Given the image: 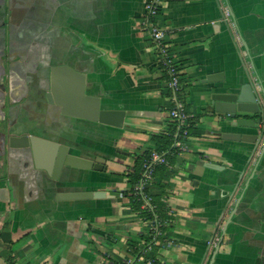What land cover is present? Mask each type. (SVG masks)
Here are the masks:
<instances>
[{
    "label": "crops",
    "instance_id": "1",
    "mask_svg": "<svg viewBox=\"0 0 264 264\" xmlns=\"http://www.w3.org/2000/svg\"><path fill=\"white\" fill-rule=\"evenodd\" d=\"M143 3L0 0V131L68 149L55 181L35 167L30 146L10 147L8 134L0 136V264H120L142 239L146 224L124 195L127 172L134 157L169 145L162 136L171 105L140 24ZM161 5L193 127L152 178V195L166 200L173 220L151 264H264V116L259 129L240 127L238 117L258 115L232 117L210 105L211 93L264 87V0ZM211 74L221 80L206 81ZM259 131L257 146L216 134ZM71 191L103 194L56 198Z\"/></svg>",
    "mask_w": 264,
    "mask_h": 264
},
{
    "label": "built area",
    "instance_id": "2",
    "mask_svg": "<svg viewBox=\"0 0 264 264\" xmlns=\"http://www.w3.org/2000/svg\"><path fill=\"white\" fill-rule=\"evenodd\" d=\"M161 2L162 0H144L140 24L150 36L156 52V60L164 69L171 103L168 119L169 123L174 125L175 139L172 146L181 147L183 140L188 136V126L191 123L192 115L186 111L181 98V73L178 61L167 41L168 32L158 22V16L162 10ZM161 165H169L166 151L150 149L141 163L139 177L132 186V191L140 202V209L150 210L154 207L150 185L156 168ZM130 172L131 168L127 174ZM164 202L166 203V200ZM166 215V217H160L158 213H153L150 219L139 217L146 224L145 238L140 240L138 251L123 256L120 264H137L141 260H145L147 264L152 263L153 259L148 256L150 251L154 247H161L165 243H169L165 228L173 220L171 208L167 207Z\"/></svg>",
    "mask_w": 264,
    "mask_h": 264
},
{
    "label": "water",
    "instance_id": "3",
    "mask_svg": "<svg viewBox=\"0 0 264 264\" xmlns=\"http://www.w3.org/2000/svg\"><path fill=\"white\" fill-rule=\"evenodd\" d=\"M242 38V37H241ZM246 48V53L250 59L249 51ZM218 74H211L206 77V81H216L221 80L218 78ZM233 92L228 93H211L210 94V105L213 107L215 112L226 113L232 117H236L239 114H244L247 112L256 113L258 116L254 119H249L245 117H238L236 123L240 127H249L254 129L260 128V123L264 116V87L261 85L257 90L252 86L251 83H243L239 86L232 88ZM263 97V99H262ZM3 134H8L7 143L10 147H31L33 156L35 157V167L42 169L45 173L55 181H58L60 173L63 170V164L67 155V147L62 144H57L56 142L49 141L47 139L29 135L27 133L21 134H9V130L0 131V136ZM218 136H222L227 139H237L248 141L254 143L257 146L260 142V131L258 133H232V132H218ZM44 145L42 152L46 154L45 162H37V154L40 146ZM42 149V148H41ZM264 152V145L262 147L260 158ZM68 164V163H66ZM98 165L94 166V169H100ZM103 192L100 191H71V192H58L56 195L57 199H89V198H99L102 197ZM226 227L223 228L222 233L219 237L217 245L215 247V252L217 251L220 242L223 238ZM93 231L103 235L105 237H110L111 235L104 230L93 228ZM211 264V261L209 262Z\"/></svg>",
    "mask_w": 264,
    "mask_h": 264
},
{
    "label": "trees",
    "instance_id": "4",
    "mask_svg": "<svg viewBox=\"0 0 264 264\" xmlns=\"http://www.w3.org/2000/svg\"><path fill=\"white\" fill-rule=\"evenodd\" d=\"M192 127H193V124L190 123L188 126V134L191 132ZM173 132H174V125L170 124V127L166 131V135L162 136L163 138H165V143L168 142V144H169L166 148H164V150L167 153V157H168V155H170V152H171V155L176 152L175 148L172 146V143L175 139V135L173 134ZM148 151L144 152V154L141 155V158H140V156L139 157L137 156V158H135L133 166L131 168V172L128 175L129 176L128 180L130 181L129 192H124V195L129 197L130 200H132V205L134 206V208L138 209L140 217L150 219V217L153 213H158V215L160 217H166L167 216L166 215V210H167L166 203L158 204L152 195V199H153L152 204L154 205V207L150 210L140 209V202L137 200L135 194L132 191V186L137 181V179L139 177V170L141 167V163H142L143 159L145 158L146 154L148 153ZM159 193H162V190H160ZM154 195L156 196V194H154ZM165 232H166V228H165ZM141 238H145V231H143V233H141ZM138 244H139V241L131 245L132 247L129 248V254H131V253L134 254L138 251V249H139ZM156 248L157 247H154L153 250L150 251L148 256L154 257L153 253H154V250Z\"/></svg>",
    "mask_w": 264,
    "mask_h": 264
},
{
    "label": "flooded vegetation",
    "instance_id": "5",
    "mask_svg": "<svg viewBox=\"0 0 264 264\" xmlns=\"http://www.w3.org/2000/svg\"><path fill=\"white\" fill-rule=\"evenodd\" d=\"M6 79H7V77H6ZM4 92V91H3Z\"/></svg>",
    "mask_w": 264,
    "mask_h": 264
}]
</instances>
